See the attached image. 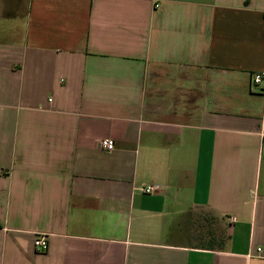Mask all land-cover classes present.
<instances>
[{
    "label": "crops",
    "instance_id": "0c3cea01",
    "mask_svg": "<svg viewBox=\"0 0 264 264\" xmlns=\"http://www.w3.org/2000/svg\"><path fill=\"white\" fill-rule=\"evenodd\" d=\"M261 72L264 0H0V264H264Z\"/></svg>",
    "mask_w": 264,
    "mask_h": 264
},
{
    "label": "rangeland",
    "instance_id": "374dc122",
    "mask_svg": "<svg viewBox=\"0 0 264 264\" xmlns=\"http://www.w3.org/2000/svg\"><path fill=\"white\" fill-rule=\"evenodd\" d=\"M221 231L225 230V224L221 223V220L208 211H201L195 216L194 225L191 235V244L195 245H207L210 246V237H213V245L215 248H220V242L217 243L216 234L218 237L221 235ZM220 241V238L218 239Z\"/></svg>",
    "mask_w": 264,
    "mask_h": 264
},
{
    "label": "built area",
    "instance_id": "2783aa9c",
    "mask_svg": "<svg viewBox=\"0 0 264 264\" xmlns=\"http://www.w3.org/2000/svg\"><path fill=\"white\" fill-rule=\"evenodd\" d=\"M252 82L255 86H262L264 88V72L254 73L252 75ZM100 147L106 151H113L115 149V142L112 139H103L100 142ZM263 153H264V145H263ZM158 186L147 187L144 189L145 194H153L156 190H158ZM232 222H235V218H231ZM34 248L39 252H45L49 247L48 237L44 234L36 235L34 239Z\"/></svg>",
    "mask_w": 264,
    "mask_h": 264
},
{
    "label": "trees",
    "instance_id": "16d2710c",
    "mask_svg": "<svg viewBox=\"0 0 264 264\" xmlns=\"http://www.w3.org/2000/svg\"><path fill=\"white\" fill-rule=\"evenodd\" d=\"M210 213V212H209ZM227 235H226V231H221V235H220V237H218L217 236V234H216V240H217V243H219L220 242V244H221V247L223 246V243H224V241L227 239ZM220 238V241L218 240ZM210 242H211V244H210V246H205V245H203V246H205V247H207V248H215L214 246H212L213 245V242H214V240H213V237H212V235H211V237H210Z\"/></svg>",
    "mask_w": 264,
    "mask_h": 264
}]
</instances>
